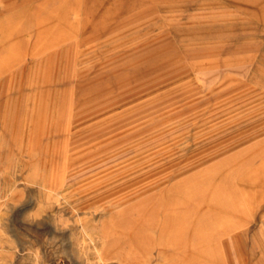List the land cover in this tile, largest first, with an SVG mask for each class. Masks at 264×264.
<instances>
[{
    "label": "rangeland",
    "instance_id": "obj_1",
    "mask_svg": "<svg viewBox=\"0 0 264 264\" xmlns=\"http://www.w3.org/2000/svg\"><path fill=\"white\" fill-rule=\"evenodd\" d=\"M0 264H264V0H0Z\"/></svg>",
    "mask_w": 264,
    "mask_h": 264
}]
</instances>
